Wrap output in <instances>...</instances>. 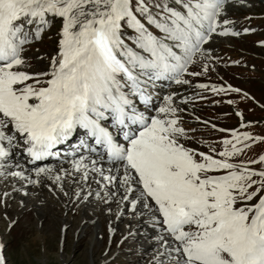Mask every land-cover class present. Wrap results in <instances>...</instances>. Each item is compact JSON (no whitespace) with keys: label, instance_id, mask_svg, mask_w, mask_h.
Returning <instances> with one entry per match:
<instances>
[{"label":"snow or ice","instance_id":"obj_1","mask_svg":"<svg viewBox=\"0 0 264 264\" xmlns=\"http://www.w3.org/2000/svg\"><path fill=\"white\" fill-rule=\"evenodd\" d=\"M223 4L0 0V161L22 151L34 164L82 131L83 153L72 161L74 170L83 181L95 173L102 188L132 193L140 186L143 206L158 212L174 245L172 264H264V168L249 167L264 165V154L247 163L231 162L244 150L237 144L250 148L247 141L264 143V137L232 131V139L221 141L223 150L210 147L204 153L182 142L189 137L171 95L155 115L145 114L152 104L149 85L159 80L188 84L185 74H201L188 68L194 56L205 54ZM56 20L58 44L48 68L26 71L25 46ZM51 171L37 167L35 175ZM10 174L24 178L22 171ZM0 264H6L3 257Z\"/></svg>","mask_w":264,"mask_h":264},{"label":"rangeland","instance_id":"obj_2","mask_svg":"<svg viewBox=\"0 0 264 264\" xmlns=\"http://www.w3.org/2000/svg\"><path fill=\"white\" fill-rule=\"evenodd\" d=\"M241 2H248L246 5L248 8L245 10V8H242L241 4L235 5L232 7L231 11L227 13L225 20L230 21V23H228L229 25L239 27V31L242 29L247 30L246 28H249L248 30H250V28L256 29L255 34L241 37L237 40L232 38L230 40L226 38L214 40L211 46H209L212 50L210 53L211 55L201 56L191 70V72L201 74L190 75V81L186 84L194 85L193 82H195L215 87L217 83L216 80L224 79L223 83L227 82L230 88L239 89V91H229L224 93V95L220 93L219 98L213 95L209 96L214 94L212 90L203 92L200 96L201 104L199 107H195V105L192 104L194 98L191 101L192 105L190 110H192L194 114H199L202 119L209 120L211 123L227 129L236 128L239 125L241 127V124L249 127L250 125L247 121L249 120L254 126L247 128L244 132L249 133L252 137L255 135L264 137V111L260 109V104L264 109V46H260L259 43L256 44L257 41L262 39L264 42V16L259 22L260 25L256 23V21L248 19L249 15L264 14V0H241ZM59 28L60 21L56 20L52 23L51 27L47 28L41 34L39 40L33 39L30 45L25 46V54L29 57L28 59L31 64L26 70L29 69L31 71L38 62L41 65L38 68L39 70H46L48 68L47 63L57 50L56 41L58 39ZM205 65H207V71H204ZM201 91L202 90H200V92ZM222 99L226 104L222 102ZM213 100L218 104L211 106L210 104ZM229 101H231V103H229ZM233 109L240 110L244 116V120L236 122L232 116ZM177 114L179 115V113ZM220 115H228L229 117L224 119ZM193 124H195V122L190 120L180 122V126L185 129L189 137V139L182 141L185 147L189 146L192 149L198 148L199 150L208 152L210 147L215 148L217 151L223 150V145L221 143H219L217 147L206 146L203 143L206 139H209V137L216 139L220 135L213 136L212 132L207 130L202 124L203 127ZM240 131L241 129L239 132ZM227 138L232 139V137H226V139ZM248 144L252 146L250 148H244V146H242L244 150L239 156L233 158L231 162L237 164L247 163L249 160H258L259 156L264 154V143L254 144L252 141H249ZM249 167L261 169L264 168V165L255 164L249 165ZM3 207L4 206L0 205V237L3 238L2 242L4 246L3 251L0 252V257L5 259L6 264H28L27 261L23 259V254L19 252H22L26 244L28 245V242L37 236L33 225H31L34 222L33 216L29 214L26 222L19 221L16 226L9 228L8 222L12 220L14 212H10V214L5 216L4 210L1 209ZM11 208H14V204ZM106 224L107 223H105L103 227L105 230H103L105 234L103 240L101 237L102 235H99V240L103 242V246L98 256L95 257V260H110L105 264H136L133 259L129 260L130 257L135 256L134 248H132L133 251L130 254L126 253L120 258L115 257V254L121 250L120 243L123 238L119 235V237L115 236L113 241H111L109 228ZM123 228L122 226L121 229ZM31 231H34V234ZM67 235L63 237L58 231L53 234L44 228L41 233L38 234V237L42 236L45 240L43 241V239H40L42 243L36 242V246L31 248V251H36L35 254L29 255L31 264L36 263V261L39 262L36 264H40L43 260L41 258L43 255V244L45 246L46 256L49 257L48 262L52 264H63L65 262L67 264H91V262H88L87 249H85L84 245H81V247L75 250L74 238H76V235L74 234L75 236H73L71 231L68 232ZM91 235H95V229L89 233V236ZM62 248L64 251H62ZM125 249H127V244L123 243L121 251ZM144 260L146 261L147 259Z\"/></svg>","mask_w":264,"mask_h":264},{"label":"bare ground","instance_id":"obj_3","mask_svg":"<svg viewBox=\"0 0 264 264\" xmlns=\"http://www.w3.org/2000/svg\"><path fill=\"white\" fill-rule=\"evenodd\" d=\"M229 10L228 8L227 11ZM23 56L26 64L30 65L28 56L25 53ZM40 66L38 62L31 71L25 70L29 72L44 71V69H38ZM179 92V88L170 92L171 95H176L173 99V106L186 110L188 105L182 100L184 97L178 95ZM179 100H182L183 103L180 104ZM64 159L62 155H58V160L37 161L33 164L28 162L29 158L24 156L21 151L19 156L13 154L9 160L0 161V164L5 165L4 168H0V173H2L0 174V205L4 206L1 209L4 210L5 216L14 212L12 220L8 222L9 228L16 226L19 221L26 222L29 214L34 219L31 225H33L37 236L29 241L28 245L26 244L22 252H19L23 254V259L28 264H31L29 255L36 253L34 250L31 251V248L36 246V242L42 243L40 239L45 240L42 236L38 237L44 228L53 234L58 231L63 237L71 231L73 236L76 235L74 238L75 250L84 245L87 249L88 262L91 264L109 262L108 259L95 260L103 246V242L99 240V235H102L103 240L105 223L109 228L111 241L115 236L121 235L123 240L120 243V249L122 250L123 243L127 244V249L120 250L115 254V257L120 258L126 253L130 254L134 248L135 256L130 257L129 260L133 259L136 264H172V258L175 256L172 251L174 245H172L171 238L160 223L161 218L158 212H155L154 207L147 209L143 206L144 201L140 198L142 190L139 186L134 185L132 193H125L123 188L117 190L114 186L102 188L101 184L97 183L101 180L98 175L92 173L87 181H83L81 180V173L74 170L73 163H66ZM17 163L21 167H16ZM37 167H48L52 171L36 177L35 168ZM15 171H22L24 178L10 174ZM56 176H60L61 179L56 181ZM29 180H39V183L32 184L29 183ZM101 183L104 182L101 181ZM125 195L128 196L127 200L123 199ZM133 202H135V207H133ZM13 204L14 208L12 209ZM122 226L123 229H121ZM93 229H95V235L89 236ZM34 231L31 232L34 234ZM2 240L3 238L0 237V252L4 248ZM42 248L43 255L41 258L43 260L40 264H52L48 262L49 257L46 256L44 244ZM62 251H64L63 248ZM36 263L39 262L36 261Z\"/></svg>","mask_w":264,"mask_h":264}]
</instances>
